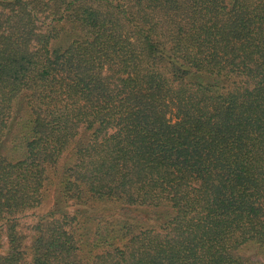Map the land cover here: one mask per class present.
I'll return each mask as SVG.
<instances>
[{
    "label": "trees",
    "instance_id": "1",
    "mask_svg": "<svg viewBox=\"0 0 264 264\" xmlns=\"http://www.w3.org/2000/svg\"><path fill=\"white\" fill-rule=\"evenodd\" d=\"M0 264H264V0H0Z\"/></svg>",
    "mask_w": 264,
    "mask_h": 264
},
{
    "label": "rangeland",
    "instance_id": "2",
    "mask_svg": "<svg viewBox=\"0 0 264 264\" xmlns=\"http://www.w3.org/2000/svg\"><path fill=\"white\" fill-rule=\"evenodd\" d=\"M48 19H41L40 20V27L45 28L49 24ZM66 34V32H65ZM65 40H69L68 36H64ZM171 116V114H169ZM53 199V189L50 188L46 195L45 198L43 199V202L41 205L34 207L32 209H28L24 211L23 213L19 214V224H18V229L21 233L22 236H24V244L25 247H28L30 244V240L33 234V229L32 226L34 224V221L37 219V217L41 216L42 214H45L49 209L51 208V203ZM25 261H27L29 258L28 256H24Z\"/></svg>",
    "mask_w": 264,
    "mask_h": 264
}]
</instances>
